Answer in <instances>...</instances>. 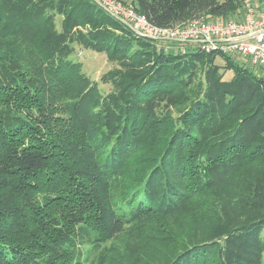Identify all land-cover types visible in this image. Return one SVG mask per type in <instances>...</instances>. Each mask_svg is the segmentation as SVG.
<instances>
[{
  "label": "trees",
  "instance_id": "obj_1",
  "mask_svg": "<svg viewBox=\"0 0 264 264\" xmlns=\"http://www.w3.org/2000/svg\"><path fill=\"white\" fill-rule=\"evenodd\" d=\"M120 1L160 27L245 10ZM77 46L120 61L110 92ZM263 233L264 74L94 0H0V264H264Z\"/></svg>",
  "mask_w": 264,
  "mask_h": 264
},
{
  "label": "built area",
  "instance_id": "obj_2",
  "mask_svg": "<svg viewBox=\"0 0 264 264\" xmlns=\"http://www.w3.org/2000/svg\"><path fill=\"white\" fill-rule=\"evenodd\" d=\"M99 1L112 15L129 22L140 35L192 42L203 51L241 56L264 68V0H245V10L237 19L199 17L173 27L150 23L144 14L120 0Z\"/></svg>",
  "mask_w": 264,
  "mask_h": 264
},
{
  "label": "rangeland",
  "instance_id": "obj_3",
  "mask_svg": "<svg viewBox=\"0 0 264 264\" xmlns=\"http://www.w3.org/2000/svg\"><path fill=\"white\" fill-rule=\"evenodd\" d=\"M62 22V18L58 17L57 18V24L60 26ZM75 56L82 61V70L83 72L87 73L93 80L94 83H98L102 93H107L112 90V84H104L103 80L106 78H109L110 74L115 71V70H121L122 65L119 60H115L110 58L107 54L102 53V52H95L93 50L87 49V48H82L81 46H77L74 52ZM238 61L239 62H245L247 66L255 71L257 74H264V68H262L259 65H254L250 62L249 59L243 58L241 56H238ZM217 62L218 64L224 65L225 64V59L223 58L222 55H219L217 57ZM221 72H226L225 73V78H231L233 76V72L231 69H226V67H222ZM165 100V99H164ZM160 104L159 108L161 110H169L171 108V104L167 99ZM157 108V110H160ZM96 234V233H94ZM264 234V233H263ZM117 240V239H115ZM114 240V242H115ZM82 247L84 249H89L92 247V243L88 238H85V240H82ZM119 241V239H118ZM113 243V240H108L105 242V246L111 247ZM94 250V246H93Z\"/></svg>",
  "mask_w": 264,
  "mask_h": 264
},
{
  "label": "water",
  "instance_id": "obj_4",
  "mask_svg": "<svg viewBox=\"0 0 264 264\" xmlns=\"http://www.w3.org/2000/svg\"><path fill=\"white\" fill-rule=\"evenodd\" d=\"M96 3H98L100 6H102L103 8H105L107 11H108V9L99 1V0H94ZM109 12V11H108ZM116 18H118L119 20H121L122 22H124L125 24H127L129 27H131L135 32H137L138 33V31H136L133 27H132V25L129 23V22H127L125 19H123L122 17H119V16H115Z\"/></svg>",
  "mask_w": 264,
  "mask_h": 264
}]
</instances>
